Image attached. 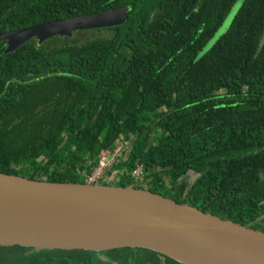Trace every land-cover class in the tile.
Here are the masks:
<instances>
[{"label":"trees","instance_id":"obj_1","mask_svg":"<svg viewBox=\"0 0 264 264\" xmlns=\"http://www.w3.org/2000/svg\"><path fill=\"white\" fill-rule=\"evenodd\" d=\"M235 1L0 0V33L128 6L106 36L33 38L11 53L0 42V172L86 183L100 153L128 140L108 170L116 185L264 231V0H244L197 57ZM138 162L147 187L131 177ZM189 169L202 176L183 197ZM0 264L183 263L145 248L0 245Z\"/></svg>","mask_w":264,"mask_h":264},{"label":"water","instance_id":"obj_2","mask_svg":"<svg viewBox=\"0 0 264 264\" xmlns=\"http://www.w3.org/2000/svg\"><path fill=\"white\" fill-rule=\"evenodd\" d=\"M128 6L0 33L11 53L75 31L114 27ZM0 245L106 252L145 248L183 264H264V231L146 188L0 172Z\"/></svg>","mask_w":264,"mask_h":264},{"label":"built area","instance_id":"obj_3","mask_svg":"<svg viewBox=\"0 0 264 264\" xmlns=\"http://www.w3.org/2000/svg\"><path fill=\"white\" fill-rule=\"evenodd\" d=\"M129 148V141L122 140L116 147L105 149L100 153L97 164L93 167L92 172L86 174V183L99 184L103 182H118V173L112 175L108 174V170L112 169L120 162L124 150ZM131 177L134 184H142L147 187L146 167L143 163L138 162L131 172ZM133 186V185H132Z\"/></svg>","mask_w":264,"mask_h":264},{"label":"rangeland","instance_id":"obj_4","mask_svg":"<svg viewBox=\"0 0 264 264\" xmlns=\"http://www.w3.org/2000/svg\"><path fill=\"white\" fill-rule=\"evenodd\" d=\"M244 0H236L233 4L232 8L230 9L228 15L226 16L223 23L220 25V27L216 30V32L213 34V36L206 42L202 50L198 52L197 57L201 56L203 53H205L214 43L215 41L229 28L232 19L234 15L237 13L238 9L240 8L242 2ZM84 33V34H83ZM88 33V34H85ZM109 31L105 28H96V29H86V30H80L75 31L72 38L74 40H77L78 42L85 41L87 38H94L98 36H106L109 35ZM94 35V36H93ZM117 172L111 173L112 175L116 174ZM103 183V182H101ZM119 182H106L105 184H112L116 185Z\"/></svg>","mask_w":264,"mask_h":264},{"label":"flooded vegetation","instance_id":"obj_5","mask_svg":"<svg viewBox=\"0 0 264 264\" xmlns=\"http://www.w3.org/2000/svg\"><path fill=\"white\" fill-rule=\"evenodd\" d=\"M201 173L192 169H189L186 173V175L184 176V178L181 180V183H185V190H184V194L183 197H186L187 194L190 192V190L192 189L193 185L195 184V182L201 178ZM211 213V212H210Z\"/></svg>","mask_w":264,"mask_h":264}]
</instances>
